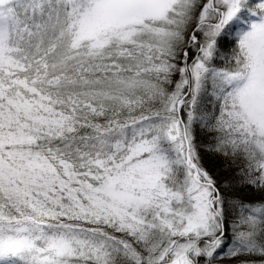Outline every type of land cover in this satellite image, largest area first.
Returning a JSON list of instances; mask_svg holds the SVG:
<instances>
[{
    "label": "snow or ice",
    "instance_id": "1",
    "mask_svg": "<svg viewBox=\"0 0 264 264\" xmlns=\"http://www.w3.org/2000/svg\"><path fill=\"white\" fill-rule=\"evenodd\" d=\"M264 264V0H0V264Z\"/></svg>",
    "mask_w": 264,
    "mask_h": 264
},
{
    "label": "trees",
    "instance_id": "2",
    "mask_svg": "<svg viewBox=\"0 0 264 264\" xmlns=\"http://www.w3.org/2000/svg\"><path fill=\"white\" fill-rule=\"evenodd\" d=\"M221 264H226V263L222 262Z\"/></svg>",
    "mask_w": 264,
    "mask_h": 264
},
{
    "label": "rangeland",
    "instance_id": "3",
    "mask_svg": "<svg viewBox=\"0 0 264 264\" xmlns=\"http://www.w3.org/2000/svg\"><path fill=\"white\" fill-rule=\"evenodd\" d=\"M222 263V262H221ZM224 263H226V262H224Z\"/></svg>",
    "mask_w": 264,
    "mask_h": 264
}]
</instances>
